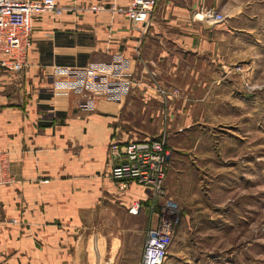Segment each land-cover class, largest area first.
Returning <instances> with one entry per match:
<instances>
[{
  "label": "crops",
  "instance_id": "obj_1",
  "mask_svg": "<svg viewBox=\"0 0 264 264\" xmlns=\"http://www.w3.org/2000/svg\"><path fill=\"white\" fill-rule=\"evenodd\" d=\"M55 1L65 10L34 18L24 71L4 68L10 58L0 52V152L9 155L14 178L0 188V264H95V234H87L98 219L105 227L104 264H142L146 233L159 218L157 201L135 183L118 190L109 146L166 136L174 163L165 189L184 205L178 178L192 155L187 148L201 142L192 143L189 133L201 120L197 103L224 81L229 52L241 41L244 30L226 23L245 17L251 5L156 0L143 27L117 12L133 0ZM202 9L228 19L206 25L195 18ZM116 55L130 62L131 90L123 101L98 98L87 111L80 95L56 86L65 80L57 68ZM139 199L144 208L130 215ZM137 228L143 236L134 244Z\"/></svg>",
  "mask_w": 264,
  "mask_h": 264
},
{
  "label": "rangeland",
  "instance_id": "obj_2",
  "mask_svg": "<svg viewBox=\"0 0 264 264\" xmlns=\"http://www.w3.org/2000/svg\"><path fill=\"white\" fill-rule=\"evenodd\" d=\"M226 2H248L251 10L226 23L244 30L241 41L229 52L224 81L197 103L201 120L189 133L201 142L187 148L193 156L178 178L184 205L178 201L170 264H264V0ZM173 163L172 153L169 170ZM137 229L134 244L143 236ZM104 231L98 219L87 234H95V264H104Z\"/></svg>",
  "mask_w": 264,
  "mask_h": 264
},
{
  "label": "built area",
  "instance_id": "obj_3",
  "mask_svg": "<svg viewBox=\"0 0 264 264\" xmlns=\"http://www.w3.org/2000/svg\"><path fill=\"white\" fill-rule=\"evenodd\" d=\"M156 0H133L131 5L117 12L134 26H146L156 9ZM64 8L55 0H0V52L9 56L2 66L14 72L28 67V53L32 46L33 21L38 15H62ZM93 11H98L95 7ZM196 19L210 25L225 23L227 16L211 9L196 13ZM200 18V19H199ZM130 62L122 55L108 62L83 68H57L56 74L65 78L57 87L77 93L81 107L93 111L96 100L121 102L131 90ZM110 178L120 192H126L131 183L150 191L155 201H161L157 224L146 233L142 264H170L171 246L182 219L180 204L167 196L165 181L172 153L166 136L159 139L112 142L109 146ZM14 183L10 172V158L0 152V188ZM144 208V201H135L128 209L136 216Z\"/></svg>",
  "mask_w": 264,
  "mask_h": 264
},
{
  "label": "water",
  "instance_id": "obj_4",
  "mask_svg": "<svg viewBox=\"0 0 264 264\" xmlns=\"http://www.w3.org/2000/svg\"><path fill=\"white\" fill-rule=\"evenodd\" d=\"M206 25H208V23H206Z\"/></svg>",
  "mask_w": 264,
  "mask_h": 264
}]
</instances>
